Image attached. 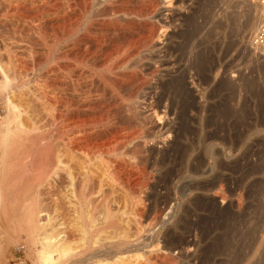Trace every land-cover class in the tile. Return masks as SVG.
Returning <instances> with one entry per match:
<instances>
[{
	"label": "rangeland",
	"instance_id": "rangeland-1",
	"mask_svg": "<svg viewBox=\"0 0 264 264\" xmlns=\"http://www.w3.org/2000/svg\"><path fill=\"white\" fill-rule=\"evenodd\" d=\"M22 1H0V61L11 78L12 84L9 85L11 89L8 87L7 95L21 111V129L23 130L16 134V142L13 144L9 161H6L8 169L6 168L4 174H0V259L2 258L4 264L29 263L26 255L27 247L31 245L29 233L30 230L36 229H33L32 225L37 222V217L40 218L39 223L46 224L49 221L56 224L57 222L56 225L66 233L74 253L72 252V256L68 257L70 260L64 261L65 264H98L101 258L106 259L105 263L109 261L111 263L108 264H112L118 259L117 256L121 257L125 264H208V262L209 264L224 262V264H232L228 260L231 258L230 254L213 255L211 251L213 249L211 243L218 236L217 234H221L230 227H236L241 232L252 227L257 229L254 238L252 237L254 241H251V236L248 234L240 236L242 245L240 243L238 245L242 255L236 263L264 264L262 253L264 249V54L256 51L249 43L250 35L261 19L259 9H253L248 0H169V2L166 1L167 3L164 2L162 9H159L162 36L158 47L163 51L170 45H177L176 51L170 54L171 56L164 52L166 57L170 59L177 57V59L173 67L163 62L165 65L160 67V75L165 72L173 73L175 66L179 67L178 65L187 67L188 62L194 60L198 50L204 51L207 56L211 54L209 58L212 63L214 62L212 64L214 70L205 84L197 80L196 70L189 68L190 71L188 70L184 80L187 93H180L181 97L180 95L177 97L179 102L194 101L199 109L189 106L180 113L181 103L178 104L176 101V106L171 110L169 99L164 97L165 99L163 98L164 100L156 110L158 116H161L160 119L153 114L151 116L148 131L152 129L150 133H154L152 135L147 133L150 136L146 137L147 141L144 140V144L146 143L143 144L144 147L137 146V150L135 141L118 145V147L114 144L109 153H105V158L102 155L104 153L101 157L96 153L93 156H85V159L78 156L71 157L64 148H60L64 137L60 139V131L64 135L63 129L67 130L61 125L59 114H57L61 112L63 98L50 89L47 92L51 93L46 94L47 87L44 85L48 79L49 81L53 79L55 83L60 79L54 76L56 73L53 72V68L55 70L63 61L60 59L59 62L57 58L58 50L60 51L61 46L70 42L76 35L71 36L69 33L60 35L59 33L60 37L54 43L50 42L51 47H49L47 42L50 40L45 42L43 37L41 38L37 33L33 34L32 31L35 32V30L32 23L35 21L33 22L30 18L33 13L30 11L35 12V9L28 8L30 5L24 8L25 4ZM73 1H71V9H68V15L72 19L77 15L79 20L83 19L79 22V24L82 23L80 27L90 23L87 22L89 20L107 18L103 15L105 13L101 16L99 13L105 12L101 3L106 1ZM134 3L137 6L139 1H114L113 6L121 7L124 4L135 6ZM97 12L99 17H95ZM246 12L247 15L250 14L247 17L251 20L250 24L242 29L241 22L244 16L246 17ZM23 14L26 17H17ZM72 14H75L74 17ZM190 15L195 20L191 23L196 24L195 27L198 26V31L184 46L182 33L192 26L189 22ZM229 16H232V19L236 17L237 22L232 25V20L228 19ZM29 20L32 21L31 24ZM216 21L225 22V28L223 30L213 28L216 26ZM212 29L215 30L212 31ZM68 36L71 38L68 39ZM65 37L66 41H63ZM52 43L56 47L52 46ZM88 44L92 45L90 41ZM207 56L206 59L209 61ZM144 61L147 62L145 59ZM53 63L56 64L55 67ZM60 72H58L59 75ZM44 77L47 79L44 80ZM58 82L60 83L56 85H62L61 80ZM154 84L152 86L155 88L151 86L149 88L151 92L146 93V103L160 91L158 85ZM48 96L51 98H47ZM58 100L61 101L58 103ZM56 108L60 111L56 112ZM5 111V96L1 95L0 117L6 114ZM182 148L185 151H182ZM131 149L138 154L141 153L140 155H146L149 163L145 162L147 166L145 165L146 169L144 167L143 171V166L135 165L137 160L134 157L137 156V152H134L136 153L134 156ZM181 151L185 153V156H183L184 153L180 156ZM61 152L62 156H60ZM200 156L203 159L202 173L196 175L188 173L189 166L195 165ZM105 159H110L107 161L108 164L111 159H113L111 163L118 159L125 162L127 160L130 165L134 164L135 169L132 167L134 171L132 174L135 175L131 174L133 176L131 178L134 179L135 185L131 180L128 184L130 186L123 184L121 186L120 183L117 184V181L110 180V177L103 176V169L108 165ZM6 163L3 165L5 166ZM64 163L73 173H76V176L84 169L81 173L89 174L95 188L100 186L98 180L101 179V189L106 191V202L109 207L106 202L97 201H93V204L89 205L90 208L85 206L83 198L88 182L86 189H83L80 185V178L83 177L81 175V177L78 176L79 182L75 181V184L70 186L63 170ZM136 169L138 171H135ZM165 176L166 179L169 178L167 182L164 179ZM216 178L217 184L220 185H217L214 191L186 189L190 185L206 183ZM71 188H74V196H71ZM165 192L170 195L165 196ZM93 195L94 198L97 196L96 193ZM138 196L147 199L144 201L145 208L141 211L140 219L134 215L139 205ZM104 214L107 217L111 216L106 218ZM88 218L90 220L93 218L94 221L88 223ZM86 221L88 226L94 224L95 227L93 226L91 231L87 228ZM45 226L49 228L48 225ZM82 228L86 229L85 234L80 231ZM41 230L42 227H40ZM96 236H101L99 238L102 239L96 244H90L89 240ZM246 245H250L249 248ZM134 254L140 255L134 257ZM207 256V260L200 261V258ZM230 261L234 264L232 259ZM105 263L102 262V264Z\"/></svg>",
	"mask_w": 264,
	"mask_h": 264
},
{
	"label": "bare ground",
	"instance_id": "bare-ground-1",
	"mask_svg": "<svg viewBox=\"0 0 264 264\" xmlns=\"http://www.w3.org/2000/svg\"><path fill=\"white\" fill-rule=\"evenodd\" d=\"M12 1H14V0H12ZM69 1L70 0H64V1H61V0L60 1L23 0L22 3L25 5L20 3L23 5V7L26 5H30V7L28 6V8L33 7L35 9V12L30 11L31 13L33 12L30 15V18L32 19L33 22L34 21L36 22V23L35 22L32 23L33 28H34L33 30H35V32L34 31H32V32H33V34L37 33L38 35L41 36V38L43 37L44 41L50 40L49 42H47V43H49V45H50V42L53 41V43H54V41H57V39L60 37V36H58L59 33H60V35L64 34V33H66L65 35H68V33L71 34V36L76 35L75 37H73V39L71 41L69 40L70 42L67 41L68 43L64 44L63 47L61 46L60 51L57 49L59 53L56 52V53H58L57 58L59 59V62L61 61L60 59H62L63 61H62V63H60L57 66V68H55V70H59V71H55L54 68L53 67L52 68H53V72L56 73V75H54V76L60 78L58 81L61 80L62 85H60V84H59L60 86L56 85V84L60 83L57 80H56L57 82L55 83V81H53V79L49 81V79L46 80L47 78L44 77V80H46L44 85L47 87L46 92H47V90L50 89V90H52V92L55 91L60 97L63 98V101L61 104V112L57 113V114H59V117H60L59 121H61L60 122L61 125L64 126L65 128H67V130L63 129L64 135H62V133H61L62 131H60V134H61L60 139H62V136H64L63 141H62L63 147L61 146L60 148H64V151L68 152L69 156L71 155V157L78 156L80 158L81 157L85 158V156H93V154L97 153V155L98 154L100 155L99 157H101L103 155L105 158V153L110 151L114 144H117V147H118V145H124L128 142H131V141L136 142L137 145L135 146V148L137 146H139L141 148V145L144 147V145L146 144V143L144 144V140L146 139V137L150 136L148 134L152 130V129H150V131H148L150 128V125H151V116L153 114L154 116H157L160 119L161 116L160 117L158 116L159 114H158V112H156V110L159 107V105L161 104L162 100L165 99L164 97H167L169 99V101H170L169 108H171V110L174 106H176V103H178V104L181 103L180 108H179L180 113L183 112V109H185L189 106L193 107V108L197 107V105L194 103V101H191L190 103H188L187 100H181V102H179L177 97L180 95V93H185V94L187 93L185 91V88H184V86H185L184 80H185V77L187 76L186 74H187L188 70L190 71L189 68L196 70L195 73L197 75V80L201 84H203V83L205 84L206 81L208 80L210 73L214 70V68H213L214 65H212L214 62L212 63V60L210 59L211 54L209 56H207L204 54V51L202 52V50H198V51H196L194 60H192L191 62H188V66L186 65L187 67H181L180 65H178L179 67L175 66V70L173 71V73L165 72V73H163V75H160V73H161L160 67L164 64L163 62H165V64L166 63L170 64L173 67V65L176 63L175 60L177 59V57L175 59L174 58L170 59L169 57H166V55L164 54V52L166 51L167 54L169 53V55L170 54L172 55L173 52L176 51L177 45L176 46H171V45L168 46L169 45L168 44L167 45L168 47H166L163 51L159 50V47H158V44L160 42L159 41L160 37L162 36V32H161V23L162 22L160 20L161 18L159 17L160 16L159 15V9L161 8L162 4H164V2H166V1L169 2V0H76V1H87V2L88 1L89 2L90 1H106V3L104 2L105 4L101 3V5L103 4L105 6L104 7L102 5V8L105 9V12H99V13H100V16L103 13H105L103 15L106 16L107 18L101 17V18H99V20H97V18H96V20L92 19L91 21L89 20L90 19L89 18L88 19L89 21H87V22H90V23H87L84 26L82 25L81 27H80V24H82V23L79 24V22L82 21L83 19L79 20L80 18H77L78 15L75 16L76 18L72 19V18H70L71 16L69 17V15H68V9L71 7L70 6V5H72L71 1H73V0H71L70 3H69ZM114 1H130V2L131 1H139V4H137V6L135 3H134L135 6L133 4L132 5L130 4V6H128L127 4H124V6L116 7V6H113ZM248 1H250L252 8L255 10L259 9V12L261 14V19H260L259 23L253 29V31L250 35L251 37L249 39V43L253 46L252 40H253L254 33L258 29L259 24L264 20V4H263V2H255V0H248ZM10 2H11V0H10ZM17 6H19V5H17ZM73 6H74V3H73ZM14 7H16V6H14ZM26 9H27V7H26ZM34 9H32V10H34ZM101 11H103V10L101 9ZM194 12H195V10H194ZM257 12H258V10H257ZM69 14L71 15V10H70ZM74 15L72 17H74ZM97 15H98V12L96 13L95 17H99ZM237 15H239V14L237 13ZM244 15H245V13H244ZM248 15H250V14H248ZM248 15L246 12V17L244 16V19L241 22L242 29L246 28L250 24L251 19H250V17H247ZM22 16L26 17L25 14H23L21 16H17V17L19 18ZM191 17H192V15H190V18ZM91 18H94V17H91ZM232 18H233L232 16L228 17V19L232 20L231 23L233 25L237 21H235L236 17L234 19H232ZM237 18H238V16H237ZM192 20L193 19L191 18L189 20V22L191 23V22L195 21V20H193V21ZM32 21H30L29 23L31 24ZM27 23H28V21H27ZM224 24H225V22L218 21L216 23V26H213V28L215 27L216 29L219 28V29L223 30V28H225ZM93 25H95V26H93ZM120 25H121V27H120ZM195 26H196V24L195 25L192 24V26L189 29H187L185 32L182 33L184 46H186L189 43V41L192 38H194L196 31H198V26L197 27H195ZM29 28H30V26H29ZM214 30L212 29V31H214ZM210 34H212V33H210ZM40 36H37V38L38 37L40 38ZM66 37L63 41H66ZM69 38H71V37L68 36V39ZM89 41L92 44L91 46H90V44H88ZM208 41H209V39H208ZM45 42H43V43H45ZM53 43H52V46L53 45L55 46V44H53ZM183 45L181 47H183ZM49 47H51V45ZM52 48H54V47H52ZM206 56L208 57L209 61L206 59ZM144 59L147 60V62L144 61L145 62L144 63L143 62ZM210 60H211V62H210ZM177 62H178V60H177ZM54 63H55V61H54ZM177 64H179V63H177ZM82 65H84L85 67ZM55 66H56V64H54V67ZM163 67H166V66H163ZM49 68H51V67H49ZM49 68H47V69H49ZM49 72L51 73L50 69H49ZM58 72H60V75ZM52 76H53V74L51 75V77ZM49 78H50V76H49ZM162 78H164V79H162ZM10 81H11V78L8 76L6 68L4 67L3 63L0 61V96L1 95L5 96V105H6V111H5L6 114L3 117H0V174H2V173L4 174L5 170L8 169L7 168L8 162L6 163V161H9L8 159H9L11 151L13 150L12 149L14 146L13 144H14V142H16V140H15L16 134H18L22 130L21 129L22 128V121L20 119V112L21 111L19 109H17L16 105L12 102L11 97H9L7 95V94H9V93H7V90H8L10 83H11ZM16 82H17V80H16ZM153 82L158 85V87L160 88V91L156 93V96L154 98H151L152 100H150L149 102L146 103L145 99L147 97H145V96H146V93L149 92V90H150L149 88L154 84ZM151 83H153V84L151 85ZM20 86H21V84H20ZM152 87H154V86H152ZM25 91H26V89H25ZM42 91H43V89H42ZM48 92L51 93L50 91H48ZM48 92L46 94H48ZM53 96L54 95H52V97ZM54 97H56V96H54ZM180 97H181V95H180ZM47 98H51V96L50 97L48 96ZM56 98L59 99L58 97H56ZM188 98H189V96H188ZM59 101H61V100H58V103H59ZM55 102H57V101L55 100ZM53 104L55 105L56 103H53ZM56 106H59V104L58 105L56 104ZM59 111L56 108V112H59ZM55 117H56V115H55ZM64 127H62V128H64ZM57 137H55V138H57ZM149 138H151V137H149ZM154 138H156V137H154ZM146 141H147V139H146ZM59 143H61V142H59ZM133 148L134 147H132V149ZM132 149H131V151H132ZM143 149H140V150L144 151ZM140 150H139V152H140ZM183 150H184V148H182V151ZM61 151L63 152V150H61ZM182 151L180 152L181 153L180 156L184 153ZM62 152H61L60 156H62V154H63ZM66 152H65V154H67ZM132 152L134 154V152H137V151H132ZM102 153H104V154H102ZM135 154H134V156H135ZM140 154L141 153L138 154V152H137V156L134 157V158H136L135 160H137V162L134 161V158L132 155L130 157L133 158L135 165L143 166L142 167L143 168L142 171H143L144 167L146 169V166H147L145 164V162L149 163V161L146 160V155H140ZM183 156H185V153L183 154ZM108 160H110V159H108ZM108 160L105 159V162H107ZM112 160L113 159H111V162H112ZM202 160L203 159L201 158V156L198 157V160H196V164L189 166L188 173L191 172V174H193V175L201 174L202 173V165H203ZM115 161H117V162H115ZM115 161L113 163L110 162V164H108V162H107L108 165H106L105 168L103 169L104 170V172L102 173L103 176L105 175L108 178L110 177L109 178L110 180L112 179L113 181H117V184L120 183L119 185L123 184V185L130 186L128 184L131 183V180H132L131 177H133L135 175V174L134 175L132 174V171H133L132 169L135 167L134 164H132V163H131L132 165L128 164L127 160H126V162L122 161V160L118 161V159ZM5 163H6V165L4 166L3 164H5ZM59 163H61L60 159H59ZM217 163H219V162H217ZM79 164H81V163H79ZM62 165L64 166V167L63 166L62 167H63V170L65 171V176L68 179L67 182L69 183L70 186L75 184L74 183L75 181L79 182L78 180H79V177H81V175L83 177L80 178V182H81L80 185L83 189L85 188L86 183L88 182V186L86 187L87 191H86L85 195L83 193V195H84L83 199H85V201H84L85 206H88V208H90L89 205L91 203L93 204V201H97L100 203H104L107 201L106 191H103L101 189V179L98 180L100 186H98V187L96 186L97 188H95L94 183L92 182L93 180L91 179L89 174H87V172L81 173L84 169L81 172H78V174L76 176V173L74 172L75 173L74 174L73 171L70 170L69 166H67L65 163ZM103 167H104V164H103ZM218 167L220 168V166H218ZM218 167L216 166V168H218ZM221 168H223L222 165H221ZM139 169H141V167ZM135 171H138V169H136ZM139 172H141V171L139 170ZM135 173L137 174V172H135ZM147 173H149V172L147 171ZM131 174L133 176H131ZM138 174H140V173H138ZM144 175H146V174H144ZM148 175H150V173ZM150 177H151V175H150ZM144 178H146V177H144ZM60 179H61V177H60ZM164 179H166V176ZM164 179H162V180H164ZM168 179H166L165 181L167 182ZM216 179H213L212 181L202 183V184L197 183L194 185H190L186 189H189V190L201 189V191L203 190V191L207 192V191H210V190H213L214 188H216L217 185H220V184H217L218 179L217 180ZM133 181H134V179L132 180V182ZM89 182H90V184H89ZM134 185H135V183H134ZM131 186H133V185H131ZM165 186H167V185L165 184ZM77 187H78V185H77ZM136 187H138V186H136ZM219 188H220V186H219ZM73 189L71 188V192H70L72 194L71 196L75 195V193L73 195V192H75ZM134 189H135V187H134ZM136 189H138V188H136ZM168 189H170V188L168 187ZM138 190H137V193H138ZM80 191H81V189H80ZM135 192H136V190H135ZM166 192H168V191H166ZM81 193H82V191H81ZM95 193L97 194V196L94 198L93 194H95ZM168 194L169 193H166L165 196ZM90 195H93V196H90ZM87 196L89 198H87ZM143 196H138V199H137L138 200L137 203H139V205H138L137 211L134 214L137 219H138V217H139V219L141 218L140 217L141 211H143L145 208L144 201H147V199H144ZM81 197H83V196H81ZM69 198H72V197H69ZM147 198H148V195H147ZM70 200L71 199H69V201ZM166 200H168V198ZM80 201H82V200H80ZM107 205L109 207L108 203H107ZM134 205H135V203H134ZM103 206H104V204H103ZM94 207H96V206H94ZM100 207H101V205H100ZM88 212H87V215L89 216ZM102 212H104V211H102ZM107 214H108V212H107ZM109 216H111V215H109ZM113 216H115V215H113ZM82 217L84 218L83 215H82ZM108 217L106 216V218H108ZM39 219L40 218L37 217L36 218L37 222H35L32 225L33 229H35V228L36 229L30 230V233H29V237H30L29 240H30L31 245H30V247H27L28 250H27L26 255L28 256V259H29L28 264H65L64 261L69 259L68 257L71 255L72 252L74 253L72 246L69 244L70 243L69 240H67L66 233L64 231H62V229L58 225H56L57 222H56V224H54L55 222L49 223V221H48V223L43 224V223H39ZM91 219L93 220V218H91ZM88 220H87L88 223H92V220H90L89 218H88ZM87 221H86V225L88 226ZM95 222H96V220H95ZM45 225H48L49 228L47 229V227ZM44 226L46 228H44ZM93 226H94V224L93 225L90 224V226H88L87 228H90V231H91ZM40 227H42L41 231H40ZM80 231L83 234L86 233V229H84V228H82V230L80 229ZM93 231H92V233H93ZM256 231H257V229H255L253 227L250 229H247L246 231L244 230L242 232L240 230H237L236 227L235 228H233V227L227 228L221 234H217L218 236H216L213 243H211L213 246L212 247L213 249L211 248L212 249L211 251H212L213 255L217 254V253L218 254L219 253L220 254L221 253L230 254L231 258L228 259L229 262L233 264V262L230 261L232 259L234 261V264H237L236 262L238 261L240 255H242L239 252V250H240L239 245L241 244L240 243L241 239H239L240 236L242 234H245V235L248 234L251 236V239H252V237L255 235ZM89 235H90V233H89ZM95 235H96V233H95ZM91 236H92V234H91ZM93 236H94V234H93ZM99 237H101V236H99ZM99 237L98 236L93 237V238L90 237L91 238L90 239L91 241L89 240L90 244L98 243L102 239V238L100 239ZM251 241H254V240L252 239ZM117 244H118V242H117ZM117 244H115V245H117ZM251 244L252 243H250V245ZM118 245H120V244H118ZM166 246H168V245H166ZM244 246H245V244H244ZM249 246H247V247L249 248ZM116 248H118V246H116ZM248 251H249V249H248ZM263 251H264V249H263ZM263 251H262V253L264 254ZM251 252H253V251H251ZM263 254H262V256H260L261 259L263 257ZM139 255L134 254V257H139ZM223 256H225V255H223ZM245 256H247V255H245ZM245 256H244V258H246ZM117 258L119 260L118 259L114 260L112 262V264H125V262H123L121 257L117 256ZM1 259H0V264H4V262ZM108 259H107V261H108ZM200 259H201L200 261L203 262V261L208 259V256L200 258ZM104 260H106V259L105 258L99 259L98 264L99 263L102 264V262L105 263ZM222 261H224V259H222ZM225 261H227V260H225ZM70 262H72V261H70ZM96 263H97V261H96ZM108 263H111V262L108 261ZM108 263H105V264H108ZM161 263H163V262H161ZM224 263H222V264H224ZM240 263H242V262L240 261ZM208 264H209V262H208Z\"/></svg>",
	"mask_w": 264,
	"mask_h": 264
},
{
	"label": "built area",
	"instance_id": "built-area-1",
	"mask_svg": "<svg viewBox=\"0 0 264 264\" xmlns=\"http://www.w3.org/2000/svg\"><path fill=\"white\" fill-rule=\"evenodd\" d=\"M255 2H263L264 0H255ZM253 48L264 54V20L259 24L258 29L255 31L253 36Z\"/></svg>",
	"mask_w": 264,
	"mask_h": 264
}]
</instances>
